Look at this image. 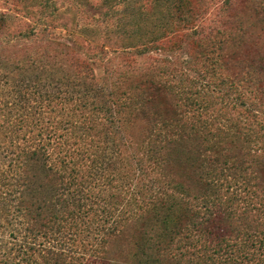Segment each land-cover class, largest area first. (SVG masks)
I'll use <instances>...</instances> for the list:
<instances>
[{"label":"trees","instance_id":"1","mask_svg":"<svg viewBox=\"0 0 264 264\" xmlns=\"http://www.w3.org/2000/svg\"><path fill=\"white\" fill-rule=\"evenodd\" d=\"M0 1L19 16L0 4V264H264V153L209 103L208 37L121 29L98 78L65 60L86 46L58 41L54 0ZM238 23L264 32L253 10Z\"/></svg>","mask_w":264,"mask_h":264},{"label":"rangeland","instance_id":"2","mask_svg":"<svg viewBox=\"0 0 264 264\" xmlns=\"http://www.w3.org/2000/svg\"><path fill=\"white\" fill-rule=\"evenodd\" d=\"M54 1L57 4L58 19L61 20L55 23L58 26L56 34L62 37L57 38L58 41L65 42L68 46L74 45L73 41L84 47L90 45L82 51L79 46H75L80 54L69 52L65 60L68 57L90 58L92 70L98 78L106 76V58H110L99 54L98 48L101 45L106 47L107 42L114 40L116 36L120 37L121 29L126 42L143 44L161 37L164 30L170 31L172 26L183 21L195 27L201 36L211 40L210 77L207 79L210 86L206 94L209 95V103L213 108L220 100L226 104L225 114L222 115L230 129L225 132L226 137L230 142L238 141L236 143L241 146L256 147L264 153V69L259 68L262 59L264 60V45L261 47L260 44L264 40V32L259 34L256 31L255 36L253 30L247 32L238 23L240 17H248L253 10L254 16L261 17L264 24V0H94L100 10L97 7L89 8L81 0L71 3L67 0ZM1 2L3 1L0 4ZM3 4L1 8L7 10L8 5ZM133 9L138 15L133 14V18L125 22L123 15ZM8 10L11 16L19 17L13 14L12 9ZM124 22L125 29L121 26ZM58 52L64 56L62 48H56V53ZM47 55L60 58L51 52ZM242 71L247 73L245 77L240 76ZM130 75L134 79L138 78L135 71ZM30 102L31 99L24 103L26 106L34 105ZM26 118L25 120H31L28 116ZM23 133L24 131L18 132V136ZM258 176L261 178L256 180V186L258 184L264 188V174L259 173L257 178ZM258 263L256 255L250 264Z\"/></svg>","mask_w":264,"mask_h":264}]
</instances>
